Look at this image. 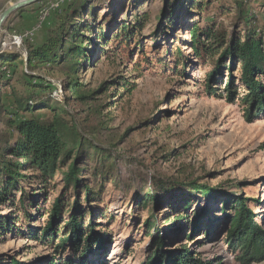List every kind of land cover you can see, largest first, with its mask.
Wrapping results in <instances>:
<instances>
[{
	"label": "trees",
	"instance_id": "obj_1",
	"mask_svg": "<svg viewBox=\"0 0 264 264\" xmlns=\"http://www.w3.org/2000/svg\"><path fill=\"white\" fill-rule=\"evenodd\" d=\"M46 1L50 0L41 2ZM113 1L68 0L44 21L46 38L43 42L35 45L33 41L24 39L26 57L22 53L3 50L0 46V123L6 127L0 128V241L15 233L29 235L53 250L49 264H93L90 257L106 251L111 241L96 215L95 205L99 196L92 191L90 181L101 182L117 177L120 156H114V153L119 151L116 143L100 147L95 141L99 138L98 131L105 128L98 126L97 132L93 129L91 136H87L77 117H71L68 104L71 102L79 108L84 106L83 111L87 114L80 122H89L90 118L106 117L108 108L117 103L116 98H120V94L109 97L114 100L108 105L99 103L102 95L114 94L109 93L110 88L118 86L123 91L127 88V92H132L136 86L129 80L122 81V76L112 83H103L98 89H88L80 82V72L94 67L97 47L102 50L101 56H107V46L115 41L111 34H105L101 25L98 26V10L110 7ZM125 1L123 6L126 4L125 11L129 13L130 3H134L135 8L149 0ZM162 1L161 11L154 19L149 9L141 17L136 15L133 23L130 19L125 20L115 36L118 44L130 46L134 42L143 52L144 57L134 65V70L141 73L145 66L152 64L140 41V34L150 22L156 23L152 38L161 42L159 36L163 39L175 37L179 41L177 36L185 27L184 20L192 15L199 16V21L189 26L190 39L185 42L198 62L213 65L204 81L205 89L218 97L225 95L234 102L237 99V82H241L244 89L241 98L249 119L263 113L264 31L252 9V0ZM261 5L264 6V0ZM213 8L220 13L226 10L230 16L235 13L239 23H235V28L220 26L215 16L206 17ZM156 49L154 52L158 53ZM174 53L178 56L176 72L185 77L188 73L187 57L180 47ZM46 70L64 72L66 80L62 88L66 103L53 97L54 84L42 74ZM218 80H225L226 84L221 93L214 87ZM2 88L8 89V101L4 99ZM86 158L94 164L89 180L83 175L88 171L82 165ZM58 177L61 179L57 180ZM60 184L61 189L53 195V190ZM142 184L144 186L137 193L136 200L145 208L151 204L157 207L165 198L177 195L175 178L153 177L149 182L150 188L145 187L148 181H142ZM181 187L187 188L191 194H201L208 201H215L222 195L206 183H183ZM42 196L52 199L46 209L40 203L42 199L39 200ZM249 200L256 201L235 192L222 199L224 239L241 264L264 262V227L257 223ZM191 204L186 200L183 207L172 209L175 212L165 222L176 233H182L187 224L184 232L187 239H193L203 229L209 236L216 235V231H209L217 221L211 217L213 213L210 212L207 220L203 218L210 208L207 206L205 211L194 209L191 215L188 212ZM156 217L152 214L147 222L150 231L156 224ZM160 229L156 227L157 234L151 235L153 249L143 264H210L196 258L186 246L171 248L168 233L164 235ZM68 254L73 257H68ZM48 258L44 257L45 260ZM1 261L2 258L0 263L5 264ZM6 264L27 263L11 257Z\"/></svg>",
	"mask_w": 264,
	"mask_h": 264
},
{
	"label": "rangeland",
	"instance_id": "obj_2",
	"mask_svg": "<svg viewBox=\"0 0 264 264\" xmlns=\"http://www.w3.org/2000/svg\"><path fill=\"white\" fill-rule=\"evenodd\" d=\"M18 1L21 0H0V15ZM67 1L38 2L12 13L3 25L4 29L0 35L1 48L22 53L26 57L24 42L14 45V35L23 36L24 39L39 45L46 38V27L43 24L48 18L47 16L43 20L44 14L41 12L57 2V8H60ZM125 2L114 0L110 7L98 10V26L101 25L105 34H111L115 41L107 46V56H101L102 50L97 47L94 53V67L80 72V82L88 89H98L103 83H112V80L122 76V81L135 83L134 90L127 92V88L123 91V88L118 86L110 88L109 93L114 94L102 95L99 103L108 105L109 101L114 100L109 97L120 94V98H116L117 103L108 108L106 117L90 118L89 122H80L87 114L83 111L84 106L79 108L71 102L67 103L71 117H77L82 131L91 136L90 132L93 129L97 132L98 126L105 128L104 131H98L99 138L95 137L98 139L95 141L100 147H109V144L116 143L119 152L114 153V156H120L117 161V180L107 178L101 182L90 181L92 191L99 196V201L94 204L96 215L111 240L106 251L90 257V263L143 264L151 254V235L157 234L155 228L158 227L161 228L162 234L168 233L171 248L186 246L196 258L210 264H241L224 239L225 234L221 228L222 199L232 192L255 199L256 201L249 200L248 203L256 213L257 223L264 227V112L252 120L249 119L246 105L241 98L244 92L241 82H237V99L234 102H230L225 95L218 97L205 89L204 81L213 65L198 62L185 42L190 39L189 26L199 21V16L192 15L184 20L185 27L177 36L179 41L175 37L163 39L160 36L161 42L158 38L155 40L152 35L156 23L150 22L140 34V41L144 45L143 49L147 51V59L152 64H146L144 72L134 70V65L144 57L143 52L136 47L137 44H133L134 42L130 46L125 43L118 44L115 36L125 20L130 19L133 23L136 21V15L141 17L149 9L154 19L161 11L163 1L149 0L135 8L134 3H130L129 13L125 11L126 4L123 6ZM262 3L263 0H252V9L258 15L259 27L264 31ZM52 11L53 9L50 10ZM225 13L213 8L206 17L215 16L220 26L235 28V23H239L236 14L230 16ZM34 14L35 16L31 17ZM155 46L158 53L154 52L157 50ZM177 47H180L187 57L188 73L185 77L176 72L178 56L174 55V51ZM20 68V71H23V67ZM42 74L47 81L54 84L53 97L66 103L62 88V83L66 80L64 72L46 70ZM219 81L214 87L221 93L226 84L225 80ZM2 89L5 101H8V89ZM1 127L6 129L3 123H0ZM82 165L88 170L84 171L83 175L89 180V172L94 164L87 159ZM153 177L164 180L175 178L177 195L170 199L165 198L157 207L151 204L145 208L138 204L136 195L144 186L142 181H148L145 187H151L149 182ZM190 182L209 184L222 195L215 201H208L201 194H191L187 188L181 187L183 183ZM60 189L61 184L58 189L53 190V195ZM182 191L186 194L184 192L181 195ZM39 200L46 209L52 199L42 196ZM186 200L192 202L188 211L191 215L194 209L205 211V208H210L203 214V218L207 220L210 212L213 213L211 217L217 221L209 231H216V235L209 236L203 229L193 239H187L184 235L187 224L185 225L184 221L182 233H176V230L165 222L169 215L175 212L172 209L183 207ZM152 214L157 216V220L150 231L147 222L152 218ZM52 254L50 247L33 240L29 235L15 233L0 241V258L5 264L11 257L27 264H49ZM45 256L49 257L48 260L44 259Z\"/></svg>",
	"mask_w": 264,
	"mask_h": 264
},
{
	"label": "water",
	"instance_id": "obj_3",
	"mask_svg": "<svg viewBox=\"0 0 264 264\" xmlns=\"http://www.w3.org/2000/svg\"><path fill=\"white\" fill-rule=\"evenodd\" d=\"M43 0H21L18 1L17 3L11 5L10 7H8L1 15H0V35L3 29V25L6 22V20L8 19V17L14 13L15 11H18L26 6L32 5L34 3H38L41 2Z\"/></svg>",
	"mask_w": 264,
	"mask_h": 264
},
{
	"label": "built area",
	"instance_id": "obj_4",
	"mask_svg": "<svg viewBox=\"0 0 264 264\" xmlns=\"http://www.w3.org/2000/svg\"><path fill=\"white\" fill-rule=\"evenodd\" d=\"M58 6H59V2L51 5V7L49 9H46L45 11H42L41 13L44 14L43 17H42V19L44 20L47 16H49L50 13H51L50 10H52V9L55 10V9H57ZM23 39H24L23 36L14 35V45H20V44H22L23 43Z\"/></svg>",
	"mask_w": 264,
	"mask_h": 264
},
{
	"label": "crops",
	"instance_id": "obj_5",
	"mask_svg": "<svg viewBox=\"0 0 264 264\" xmlns=\"http://www.w3.org/2000/svg\"><path fill=\"white\" fill-rule=\"evenodd\" d=\"M34 16H35V14L33 16H31V17H34Z\"/></svg>",
	"mask_w": 264,
	"mask_h": 264
}]
</instances>
